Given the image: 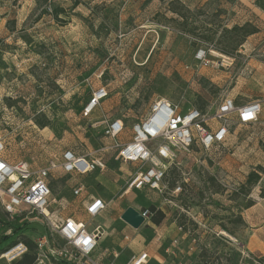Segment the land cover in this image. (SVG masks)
Segmentation results:
<instances>
[{
    "label": "rangeland",
    "instance_id": "rangeland-1",
    "mask_svg": "<svg viewBox=\"0 0 264 264\" xmlns=\"http://www.w3.org/2000/svg\"><path fill=\"white\" fill-rule=\"evenodd\" d=\"M172 1L0 0V130L7 140L5 156L33 168L66 150L104 160L106 170L93 173L104 177V186L82 181L91 174H60L50 181L58 203L50 209V218L59 225L62 218L73 217L89 230L101 225L104 234L105 221L127 225L121 217L128 208L143 212L154 206L179 231V237L163 243L168 264H238L239 255L241 264H264L249 253L248 245L250 234L263 229L264 213L251 214L247 207L250 201L262 203L264 187V0H179L193 14L189 23L194 26L187 31L196 30L187 34L182 20L175 22L178 17L169 11ZM54 9L62 11L58 20L52 16ZM245 23L259 33L237 51L221 52L217 42L222 31ZM213 34V44L199 42ZM200 51L206 61L197 59ZM99 88H106L109 98L85 117ZM226 98L238 105L260 100L259 122L240 126L233 121L224 146L179 150L161 191L131 189L126 194L138 167H127L116 151L107 149L111 141L102 128L93 126L96 122L104 116L121 119L126 128L121 141L128 142L133 127L147 118L158 100L212 116ZM251 173H259L261 180L244 187ZM79 184L85 190L75 198ZM108 186L117 189L112 198L116 203L92 220L82 200L88 194L105 195ZM240 189L252 190L245 197ZM5 217L0 206V218ZM23 217L30 228L28 238L36 241L46 228L59 241L43 215ZM240 217L244 226L238 223ZM140 229L138 233H147L152 242L156 229ZM113 234L118 241L127 236L118 228ZM13 235L0 223V242L13 240ZM99 245L102 252L104 244ZM116 251L117 257L108 253L112 263L127 264L133 256L119 246ZM0 264L12 263L0 256Z\"/></svg>",
    "mask_w": 264,
    "mask_h": 264
},
{
    "label": "built area",
    "instance_id": "built-area-1",
    "mask_svg": "<svg viewBox=\"0 0 264 264\" xmlns=\"http://www.w3.org/2000/svg\"><path fill=\"white\" fill-rule=\"evenodd\" d=\"M206 61L205 52L197 55ZM208 64V62H207ZM109 98L106 88L93 92L84 116L92 115ZM263 111L260 100L238 105L235 99L226 98L214 110L212 116L203 110L190 107L183 109L166 100L156 101L147 118L133 127V135L128 142H122L125 125L121 119L104 117L93 126L102 128L103 135L111 141L107 149L116 151L117 159L138 167L129 190L161 191L171 162L179 150L189 151L192 146L204 150L224 146L230 136L233 121L240 126H252L259 122ZM156 144V146L154 145ZM7 140L0 130V206L12 219L24 215H43L51 232L40 236L37 246L36 264H116L98 255L99 242L103 236L102 227L89 230L84 222L73 217L60 220V225L50 218V209L58 204L53 198L50 181L60 174L86 176L97 171H105L106 163L101 158L78 156L71 150L64 151L59 158L49 160L40 167H31L27 162L11 161L5 156ZM84 186H77L73 196L80 198ZM178 192L181 191L179 188ZM86 214L93 220L107 211L108 204L93 198L84 206ZM148 225L152 212H139ZM128 240V238H126ZM60 243V245L58 244ZM28 253L25 244L20 243L6 252L3 257L9 263ZM148 253L135 254L127 264H148Z\"/></svg>",
    "mask_w": 264,
    "mask_h": 264
},
{
    "label": "crops",
    "instance_id": "crops-1",
    "mask_svg": "<svg viewBox=\"0 0 264 264\" xmlns=\"http://www.w3.org/2000/svg\"><path fill=\"white\" fill-rule=\"evenodd\" d=\"M127 164L128 163H125V165ZM129 165L130 164H128L127 167H130ZM103 178L104 177H102V175L94 176L93 174H91V177H89V179L82 180V181L90 185L102 184L104 186L105 183H104ZM78 186H80V184ZM105 191H106L105 195H102V196L99 193L88 194V197L86 196V198L82 200L83 206L88 205L91 199L93 198L101 199L105 203L110 204L111 206L115 204L116 201L112 200V198L116 196L117 189H112L111 187L108 186L105 189ZM129 192L130 190L126 191V194H128ZM261 202L262 203L257 202L252 207H250L251 214L264 213V198L261 199ZM78 221H81V220H78ZM105 222L103 224H104L106 233L103 234L99 242V244L103 243L104 245L101 246L102 252L101 251L99 252L98 250L97 254L105 257L106 261L110 262V260H108V253L110 254L113 253L116 257L120 255L119 251H116V249L119 246L124 249H127L128 252L131 253V255L140 254L144 252L148 253L149 255L148 264H168V262L166 261L165 253L163 251L164 250L163 243L165 242V239L167 238H170L173 240L174 238L179 237V233H178L179 231L177 232L174 224L169 223L168 221H165L160 226H156L155 224L150 222L147 225V227L156 229V232L154 233L152 237L153 238L152 242H149V236L147 233L145 232L138 233L144 229L135 230L131 228L129 225L123 226L122 224H117L114 219L106 223ZM261 227H263L261 231L255 230L254 232L250 234L249 239H248L249 240V244H248L249 253L253 257L256 256L258 259H264V224H262ZM117 228L121 230L122 233L127 235L121 241H118V238L113 234V232ZM130 236L132 238H130ZM126 238H128V240H126ZM124 261H125V256L121 257L120 259V262H124ZM239 263L240 264L242 263L241 255H239V259H238V264ZM235 264H237V261H235Z\"/></svg>",
    "mask_w": 264,
    "mask_h": 264
},
{
    "label": "trees",
    "instance_id": "trees-1",
    "mask_svg": "<svg viewBox=\"0 0 264 264\" xmlns=\"http://www.w3.org/2000/svg\"><path fill=\"white\" fill-rule=\"evenodd\" d=\"M170 5L171 7L169 11L178 17L174 19L175 22L179 24V21L182 20L180 26H182L184 33L187 34L191 33L192 31H195V27L192 31H187L188 28H192L194 26L193 24L189 23V18L193 16L192 11L186 8L179 0H173ZM60 15H62V11H59L57 9H54V11L52 12V16L56 20L60 18ZM257 33H259V30L255 26L250 25L249 23H245L244 25H235L231 29H224L222 31V34L220 36V39H218L217 44L220 45L219 47L221 48V52L229 54L237 51L238 47H240L246 41V39L253 35H256ZM215 36L216 34L203 36L199 42L201 44H213L215 42ZM260 180L261 175H259V173H251L248 175L247 183L246 185H244V187H254L255 185L259 184ZM251 190L252 189H240V192H242L241 194H243L245 197H249ZM261 197L264 198V187L263 189H261ZM253 204L254 203L250 201L247 207H252ZM149 210L153 214L151 222L156 226H160L165 221L166 214L154 206L149 207ZM10 220V216L7 214L5 220L0 218V223L4 224L5 226H8L14 232L13 240L9 239L7 242H0V256H3L6 252L13 249L18 244L23 243L27 246L28 253H26L20 259L13 261L12 264H36L37 246L32 237L28 238L26 236V233L30 231V228L27 227L28 224L26 222H23L25 218L15 217L14 219H12L13 221ZM238 223L242 224L243 226L245 224L241 217L238 220ZM224 231L228 232L227 229H224ZM46 234L49 235V231L45 228L43 230V235ZM57 264L68 263L62 262Z\"/></svg>",
    "mask_w": 264,
    "mask_h": 264
},
{
    "label": "water",
    "instance_id": "water-1",
    "mask_svg": "<svg viewBox=\"0 0 264 264\" xmlns=\"http://www.w3.org/2000/svg\"><path fill=\"white\" fill-rule=\"evenodd\" d=\"M127 225L135 230H139L145 223V219L134 208H128L121 217Z\"/></svg>",
    "mask_w": 264,
    "mask_h": 264
}]
</instances>
